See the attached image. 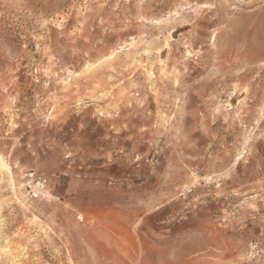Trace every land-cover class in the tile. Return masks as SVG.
Masks as SVG:
<instances>
[{"label":"rangeland","instance_id":"rangeland-1","mask_svg":"<svg viewBox=\"0 0 264 264\" xmlns=\"http://www.w3.org/2000/svg\"><path fill=\"white\" fill-rule=\"evenodd\" d=\"M0 264H264V0H0Z\"/></svg>","mask_w":264,"mask_h":264},{"label":"snow or ice","instance_id":"snow-or-ice-1","mask_svg":"<svg viewBox=\"0 0 264 264\" xmlns=\"http://www.w3.org/2000/svg\"><path fill=\"white\" fill-rule=\"evenodd\" d=\"M203 7H205V8H206V7H209V5L205 4V5H203Z\"/></svg>","mask_w":264,"mask_h":264}]
</instances>
